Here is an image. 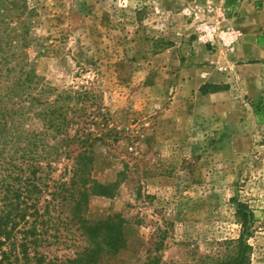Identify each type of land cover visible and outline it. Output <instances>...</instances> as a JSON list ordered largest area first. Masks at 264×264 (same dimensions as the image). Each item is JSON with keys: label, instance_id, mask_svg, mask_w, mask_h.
I'll list each match as a JSON object with an SVG mask.
<instances>
[{"label": "rangeland", "instance_id": "rangeland-1", "mask_svg": "<svg viewBox=\"0 0 264 264\" xmlns=\"http://www.w3.org/2000/svg\"><path fill=\"white\" fill-rule=\"evenodd\" d=\"M223 1H28L29 47L19 54L27 53L25 71L39 82L23 122L44 101L71 96L58 108L75 119L69 136L86 134L72 147L74 156L89 157L83 177L113 184L108 195L93 186L77 206L70 200L77 193L69 187L72 160L42 161L38 176L49 177L41 186L43 217L27 219L44 234L23 245L20 221L16 245L0 246V259L5 252L9 264H66L91 245L82 219L122 235L120 252L101 264H208L226 241L240 238L241 203L253 215L249 264H264V122L249 119L245 106L204 109L177 76L195 44L221 47L200 34L204 23L219 20ZM33 120L41 131L44 123ZM53 136L48 129L47 143Z\"/></svg>", "mask_w": 264, "mask_h": 264}, {"label": "trees", "instance_id": "trees-1", "mask_svg": "<svg viewBox=\"0 0 264 264\" xmlns=\"http://www.w3.org/2000/svg\"><path fill=\"white\" fill-rule=\"evenodd\" d=\"M28 1L0 0V246L7 242L16 245V231L20 221H24L21 230L24 232L23 245L41 241L44 233H39L37 223L30 225L27 218L43 217L39 202L45 191L41 186L49 177L48 174L45 177L38 176L44 170L38 166L42 161L51 163L63 156L66 160H72L69 187L77 193L72 194L70 200L76 202L77 206L84 203L90 188L93 191V186L97 187L94 193L108 195L111 193L109 186L113 184L101 185L95 180L86 181V177H83L85 161L89 157L82 152L74 156L72 147L86 142V134L69 136L71 127L76 124L75 119L69 116L65 108H58L61 100L71 99V96L57 97L53 102L44 101L41 104L44 107L38 115L29 116L31 122L27 125L23 122L27 119L25 109L29 111L24 104L36 105L34 102L37 99L31 95V86L39 82L38 75L25 71L27 53L19 54V51L29 47L32 10L29 11ZM201 90L204 92V87ZM35 117L44 123L41 131L31 125ZM48 129L55 132L53 144L47 143ZM49 163L48 168L51 167ZM10 167L12 171H9ZM16 169L22 174H15ZM84 179L78 189V183ZM63 193L66 194L65 191ZM63 199L66 200L65 195ZM237 208L238 217L243 222L240 238L226 241V248L209 257L208 264H249L252 247L248 239L253 215L245 204L238 203ZM80 224L90 236L91 245L78 253L77 258L68 259L66 264H101L103 258L120 252L122 235L113 236L102 231L108 223L88 225L81 219ZM25 255L28 256L27 248L24 249ZM6 260L9 264L10 255L4 252L0 264H5ZM145 264H151V261Z\"/></svg>", "mask_w": 264, "mask_h": 264}, {"label": "crops", "instance_id": "crops-1", "mask_svg": "<svg viewBox=\"0 0 264 264\" xmlns=\"http://www.w3.org/2000/svg\"><path fill=\"white\" fill-rule=\"evenodd\" d=\"M212 22L236 31L240 41L232 53L195 44L177 72L184 92H194L204 109L245 106L249 119L264 122V110L254 108L264 107V0H224L219 20ZM203 87L209 92L202 93Z\"/></svg>", "mask_w": 264, "mask_h": 264}, {"label": "built area", "instance_id": "built-area-1", "mask_svg": "<svg viewBox=\"0 0 264 264\" xmlns=\"http://www.w3.org/2000/svg\"><path fill=\"white\" fill-rule=\"evenodd\" d=\"M200 40L212 47L221 46L232 53L240 41V35L231 28H221L212 22H206L201 27Z\"/></svg>", "mask_w": 264, "mask_h": 264}]
</instances>
